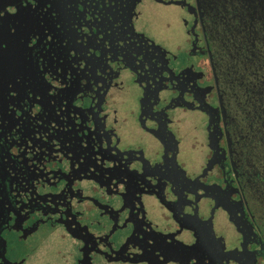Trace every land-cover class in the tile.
Returning a JSON list of instances; mask_svg holds the SVG:
<instances>
[{"label": "flooded vegetation", "instance_id": "flooded-vegetation-1", "mask_svg": "<svg viewBox=\"0 0 264 264\" xmlns=\"http://www.w3.org/2000/svg\"><path fill=\"white\" fill-rule=\"evenodd\" d=\"M263 217L264 0H0V264H264Z\"/></svg>", "mask_w": 264, "mask_h": 264}, {"label": "rangeland", "instance_id": "rangeland-1", "mask_svg": "<svg viewBox=\"0 0 264 264\" xmlns=\"http://www.w3.org/2000/svg\"><path fill=\"white\" fill-rule=\"evenodd\" d=\"M172 10H174L173 9V7H172V9H170V11H168L167 12V15L169 16V18L170 19H172V22L170 23V25L172 26V30L174 29V31L176 32V35L178 36V37H180V34H179V31H182V33H181V37H180V40H183V38H184V34H183V28H182V26L180 25L181 23L179 22V20H175V18H174V15H172ZM172 30H166V34L169 36V35H171V36H174L175 38H176V40H177V36L175 35V34H172ZM167 32H170L171 34H168ZM165 37L164 39L166 40V41H168V42H172L170 39H169V37ZM257 108H258V105L256 106V105H254L253 106V109L254 110H257ZM257 112H258V110H257ZM252 119V122L254 123L255 121H257L254 117L253 118H250L249 119V121ZM260 144V143H259ZM252 198H253V196H254V193H252ZM253 203H254V205H257L258 207H259V205L257 204V203H255L254 201H253ZM264 218V217H263ZM262 227L264 228V220L262 219Z\"/></svg>", "mask_w": 264, "mask_h": 264}]
</instances>
